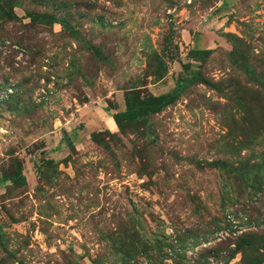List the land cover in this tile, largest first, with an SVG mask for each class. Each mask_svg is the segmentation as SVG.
I'll use <instances>...</instances> for the list:
<instances>
[{
	"label": "rangeland",
	"instance_id": "obj_1",
	"mask_svg": "<svg viewBox=\"0 0 264 264\" xmlns=\"http://www.w3.org/2000/svg\"><path fill=\"white\" fill-rule=\"evenodd\" d=\"M0 9V264H264V0Z\"/></svg>",
	"mask_w": 264,
	"mask_h": 264
},
{
	"label": "trees",
	"instance_id": "obj_2",
	"mask_svg": "<svg viewBox=\"0 0 264 264\" xmlns=\"http://www.w3.org/2000/svg\"><path fill=\"white\" fill-rule=\"evenodd\" d=\"M7 13L2 11L0 9V17L8 18ZM33 15H31L32 17ZM52 16H47L46 20L50 22H55L58 24H63L64 22L59 20L55 21V19H52ZM33 19V18H32ZM211 49L203 48H192L187 50L186 52V58L190 61L185 62L182 64L185 68H188V65L191 63L193 66L194 64H197L195 66H200L204 59L210 54ZM243 69V68H242ZM244 70L249 75L254 74L251 72V69H249V66L247 64L244 65ZM198 77V71L192 70L190 72L189 76L186 77H177L175 80V85L172 87V89L168 93L159 94L156 96H148L144 99L134 98L132 99L130 95H126L123 98V109L121 111L117 110L116 112H113L111 114V118L113 119L115 125L118 129L122 127L121 121L126 120L129 123L134 122L135 120L141 118V117H147L148 115L157 112L158 110L162 109L166 105L170 104L175 100V98L179 95V93L189 86L193 81H195ZM264 86V82H260ZM108 109H113L115 111V107L112 105H109ZM98 133V132H97ZM96 132H91L90 137L95 138ZM12 182H17L18 179L21 178L20 172L17 171L10 175L9 177Z\"/></svg>",
	"mask_w": 264,
	"mask_h": 264
},
{
	"label": "crops",
	"instance_id": "obj_3",
	"mask_svg": "<svg viewBox=\"0 0 264 264\" xmlns=\"http://www.w3.org/2000/svg\"><path fill=\"white\" fill-rule=\"evenodd\" d=\"M118 105V104H117ZM118 107H119V105H118ZM102 109V108H101ZM103 110V109H102ZM110 109H108V111H109ZM108 111H106L107 113H108ZM92 114H94V116H96L97 117V114L95 113V112H93ZM96 114V115H95ZM105 116H108V114H106ZM101 118H103V117H97V119L96 118H94L93 119V121L91 120V122H93V124L96 126V127H98V126H100V125H103V126H106L107 128L109 127V125H110V123L108 122V119L111 121V122H113V120L111 119V117L110 116H108V117H106V118H104L103 119V121L101 120Z\"/></svg>",
	"mask_w": 264,
	"mask_h": 264
}]
</instances>
